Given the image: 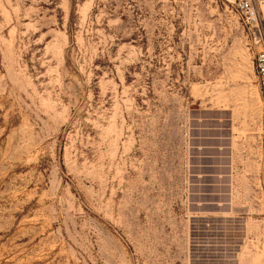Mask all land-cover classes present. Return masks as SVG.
<instances>
[{
  "label": "rangeland",
  "instance_id": "1",
  "mask_svg": "<svg viewBox=\"0 0 264 264\" xmlns=\"http://www.w3.org/2000/svg\"><path fill=\"white\" fill-rule=\"evenodd\" d=\"M259 49L230 0H0V264H264Z\"/></svg>",
  "mask_w": 264,
  "mask_h": 264
},
{
  "label": "built area",
  "instance_id": "2",
  "mask_svg": "<svg viewBox=\"0 0 264 264\" xmlns=\"http://www.w3.org/2000/svg\"><path fill=\"white\" fill-rule=\"evenodd\" d=\"M243 21L255 28L259 35L260 49L254 57V68L258 77L259 96L263 104L262 133L264 141V36L261 21L264 14V0H230Z\"/></svg>",
  "mask_w": 264,
  "mask_h": 264
}]
</instances>
